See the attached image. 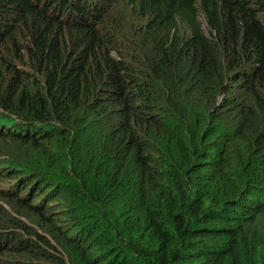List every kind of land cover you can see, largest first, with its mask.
Here are the masks:
<instances>
[{
  "label": "trees",
  "instance_id": "1",
  "mask_svg": "<svg viewBox=\"0 0 264 264\" xmlns=\"http://www.w3.org/2000/svg\"><path fill=\"white\" fill-rule=\"evenodd\" d=\"M55 1L69 11L82 9L81 21L53 22L27 0H0V105L21 122L42 125L37 132L10 136L30 143L32 155L37 152L46 167L68 177L39 207L51 224L43 213L45 203L53 210L62 204L70 209L75 225L68 243L78 264L257 261L260 243L248 242L237 227L264 216V157L249 168L243 159L234 163L242 150L228 152L231 137L254 153L261 150L253 139L264 132V120L249 98L262 102L258 89L264 87V70L247 77L251 87L246 96L227 94L230 79L241 75V51H251L257 39L264 53L256 12L237 0H112L153 25H142L141 41L135 42L134 54L127 53L148 107L90 133L94 122L82 109L81 74L91 68V58L97 64L109 60L110 41L97 26L110 15L92 23L89 0ZM183 24L194 57L167 33ZM242 30L247 32L239 47ZM82 54L87 60L82 69L70 68L74 56ZM156 78L167 83V97L179 85L187 87L185 96L203 105L198 121L206 114L218 121L202 132L205 140L214 129L218 134L208 151L193 124L176 130L156 113ZM29 169L39 170L34 162Z\"/></svg>",
  "mask_w": 264,
  "mask_h": 264
},
{
  "label": "clouds",
  "instance_id": "2",
  "mask_svg": "<svg viewBox=\"0 0 264 264\" xmlns=\"http://www.w3.org/2000/svg\"><path fill=\"white\" fill-rule=\"evenodd\" d=\"M27 1L28 4L39 9L38 13L47 15L53 22L58 20L61 23H74L80 22L83 18L82 9L76 8L69 11L66 9V4L61 7L55 0ZM89 1L90 7L93 8L91 10L92 15H89L92 23H97L103 14L109 13L110 15L106 24L97 26L103 34V38L110 41V44L107 45L109 60H103L100 64H97L91 58L89 60L91 68L87 72L82 70L81 74L79 89L81 105L84 113L92 117L94 126L90 127V133H93L98 130L101 131L106 125L115 123L117 119H126L135 108L147 112L148 103L143 94L141 77L139 72L133 69L132 60L127 53L131 51L130 53L134 54L135 42L141 41L142 25L144 23L151 24L143 16L131 13L129 7L124 10V6L119 3L114 6L112 0ZM194 1L198 3L201 0ZM237 1L247 3L249 9L256 12L258 26H261L264 30V0ZM98 10H101L102 13H99ZM198 15L202 28L205 30V36L210 37V26L204 13L199 10ZM9 19L10 23L13 24V15ZM246 32L241 31L239 47L245 40ZM167 33L176 36L180 40L179 47H186L194 57L195 47L187 39L189 32L186 25L183 24L181 29L177 30L175 28L172 33ZM254 42L251 51H241L238 65L241 71L240 76L243 77L233 76L230 79L227 93L229 98L240 95L246 96L251 87L247 77L264 70V53L258 50L257 39H254ZM86 62L84 54L76 55L70 68L77 66L82 69ZM1 78L0 71V82ZM153 86L157 98L156 113L163 116L169 122L170 127L181 130L187 125L199 122L197 114L203 108V105L200 106V102H193L185 96L184 90L187 87L181 84L172 97H167V83L164 80L156 78ZM258 92L263 99L260 104L257 103L256 99H249L256 104V108L264 120V87L259 88ZM184 99L187 106L181 109L177 108V104ZM185 117L188 119L187 123H184ZM205 121L206 126L202 132L208 128L211 121L214 125L218 124V121H213L212 117L207 114ZM41 126V124L31 126L21 122L16 114L7 111L0 105V139H12L15 146L24 148L31 157V161L13 158L12 161L17 165L12 164V169L8 170H5L7 165L3 164L0 158V264H78L76 252L68 243L70 229L75 225L73 215L68 213L70 209L62 204L59 208L53 210L55 215H49L46 213V209H52V204L45 203L43 213L52 218L51 224L41 215V208L39 207L43 198L53 192L59 183L65 184L68 177L56 174L55 168L46 167L43 158L38 156L37 152L32 155L29 152L30 143L21 142L10 136L12 133L37 132ZM1 134H4V136ZM236 136L238 137L237 133ZM208 138H210V143L218 140L215 129ZM253 141L261 150L254 153L250 149H246L245 158L238 160H245V164L247 162L249 168L261 163L262 157H264V132L254 138ZM241 145L240 141L237 142L231 137L228 154L236 152ZM209 147L210 144L207 151L210 149ZM33 162L34 168L37 167L39 170L34 169L31 171L29 169ZM196 163L200 164L201 161ZM244 168L245 166L242 164L241 169ZM205 172L207 171L202 173ZM35 173L41 174V178H36ZM48 185L50 186L48 187ZM38 191L44 193L40 200H37L36 197ZM56 215L59 216L61 221L55 218ZM255 222L261 223V228L264 230V216ZM246 239L251 244L256 242L261 244L260 241ZM256 262L254 260L252 264H256ZM246 264H249V262H246Z\"/></svg>",
  "mask_w": 264,
  "mask_h": 264
},
{
  "label": "rangeland",
  "instance_id": "3",
  "mask_svg": "<svg viewBox=\"0 0 264 264\" xmlns=\"http://www.w3.org/2000/svg\"><path fill=\"white\" fill-rule=\"evenodd\" d=\"M205 28L206 30H208L206 26ZM186 106H187V103L185 99L177 104V108L179 109L185 108ZM183 115H185V113H183ZM205 126H206L205 119H203L202 121H199L197 124L193 123V130L197 129L202 141H204L202 142L203 147L206 146L210 140V138H207L205 140L202 137V130L205 128ZM246 146L247 144L244 143L240 146V148L236 152H234V155H237L240 150L243 151V153L239 157H236V159L234 160V163H236L241 158L243 159L245 158ZM0 158L3 161V164L7 165V168H5V170L12 169V164L17 165V163L12 161L13 158L23 159L25 161H31V157L29 156V153L24 148L15 146V143L10 138L0 139ZM43 196H44L43 192L41 191L37 192V196H36L37 200H40ZM46 213L49 215L50 214L55 215L53 213V209L51 208H47ZM55 218L61 221L58 215H56ZM237 228H238V232L240 233L242 237H246L253 241L261 242L260 246L258 247L259 257H258L256 264H264V230L261 228V223L248 220L244 222L243 224L239 225Z\"/></svg>",
  "mask_w": 264,
  "mask_h": 264
}]
</instances>
